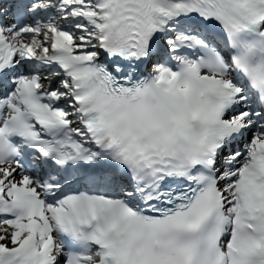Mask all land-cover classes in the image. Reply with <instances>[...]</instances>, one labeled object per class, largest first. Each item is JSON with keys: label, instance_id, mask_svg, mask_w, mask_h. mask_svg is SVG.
<instances>
[{"label": "snow or ice", "instance_id": "6c2138e0", "mask_svg": "<svg viewBox=\"0 0 264 264\" xmlns=\"http://www.w3.org/2000/svg\"><path fill=\"white\" fill-rule=\"evenodd\" d=\"M0 264H264V0H0Z\"/></svg>", "mask_w": 264, "mask_h": 264}]
</instances>
